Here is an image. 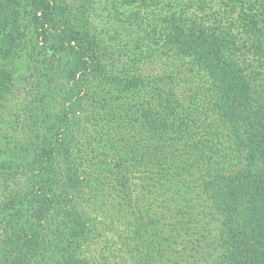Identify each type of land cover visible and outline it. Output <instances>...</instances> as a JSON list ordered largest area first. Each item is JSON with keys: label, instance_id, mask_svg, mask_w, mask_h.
<instances>
[{"label": "trees", "instance_id": "16d2710c", "mask_svg": "<svg viewBox=\"0 0 264 264\" xmlns=\"http://www.w3.org/2000/svg\"><path fill=\"white\" fill-rule=\"evenodd\" d=\"M13 94L0 264H264V0H0Z\"/></svg>", "mask_w": 264, "mask_h": 264}, {"label": "rangeland", "instance_id": "374dc122", "mask_svg": "<svg viewBox=\"0 0 264 264\" xmlns=\"http://www.w3.org/2000/svg\"><path fill=\"white\" fill-rule=\"evenodd\" d=\"M17 97L19 96L17 95ZM22 97L23 96L21 95V98ZM16 99H15V95L13 94V95H9L7 103L2 100L0 102V111L3 112L2 109L8 107L11 103H14ZM104 236L105 237L102 240L98 238L93 243L90 244V249H88L90 254L93 253V251L98 250L103 254H105L106 256L108 255L111 258L112 264L133 263V260L131 259V257L128 256L127 251H125L124 247L121 246L120 241L119 243L117 242L119 239H117L115 236H112L111 233H108V235H104Z\"/></svg>", "mask_w": 264, "mask_h": 264}]
</instances>
